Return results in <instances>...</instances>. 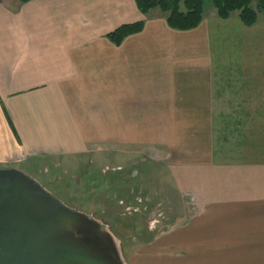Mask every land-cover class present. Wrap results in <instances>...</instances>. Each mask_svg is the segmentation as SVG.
<instances>
[{"label": "crops", "instance_id": "crops-1", "mask_svg": "<svg viewBox=\"0 0 264 264\" xmlns=\"http://www.w3.org/2000/svg\"><path fill=\"white\" fill-rule=\"evenodd\" d=\"M168 130L206 135L176 177L186 219L160 238L163 264H264V18L213 9L175 31L135 0H0V168L114 159ZM145 242L128 264H147Z\"/></svg>", "mask_w": 264, "mask_h": 264}, {"label": "rangeland", "instance_id": "rangeland-1", "mask_svg": "<svg viewBox=\"0 0 264 264\" xmlns=\"http://www.w3.org/2000/svg\"><path fill=\"white\" fill-rule=\"evenodd\" d=\"M211 10V0H203V12ZM202 133L206 135L185 130L136 131L135 153L114 159L50 160L40 162L35 169L22 166L18 170L66 206L105 224L118 240L126 264L146 249V240L147 264H163L166 259L161 254L166 248H160V238L174 235L175 239L178 225L186 219L176 177L193 169L191 144ZM163 141L169 145L166 156L155 148Z\"/></svg>", "mask_w": 264, "mask_h": 264}, {"label": "water", "instance_id": "water-1", "mask_svg": "<svg viewBox=\"0 0 264 264\" xmlns=\"http://www.w3.org/2000/svg\"><path fill=\"white\" fill-rule=\"evenodd\" d=\"M0 264H126L105 224L0 168Z\"/></svg>", "mask_w": 264, "mask_h": 264}, {"label": "trees", "instance_id": "trees-1", "mask_svg": "<svg viewBox=\"0 0 264 264\" xmlns=\"http://www.w3.org/2000/svg\"><path fill=\"white\" fill-rule=\"evenodd\" d=\"M26 3L31 0H19ZM216 17L228 19L236 14L245 27H252L258 17L264 18V0H211ZM139 13L146 15L149 11L158 9L164 16L169 29L189 31L199 26L203 19V0H135ZM143 29V23L125 25L109 33L106 38L114 46H119L127 37L138 34Z\"/></svg>", "mask_w": 264, "mask_h": 264}]
</instances>
